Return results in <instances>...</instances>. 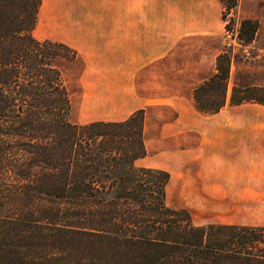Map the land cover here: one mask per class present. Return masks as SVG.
Here are the masks:
<instances>
[{
	"label": "trees",
	"instance_id": "trees-1",
	"mask_svg": "<svg viewBox=\"0 0 264 264\" xmlns=\"http://www.w3.org/2000/svg\"><path fill=\"white\" fill-rule=\"evenodd\" d=\"M220 1L227 21L239 0ZM41 5L0 0V264H264V226L195 225L167 205L170 174L136 166L148 154L144 110L72 122L69 78L82 61L34 36ZM259 29L240 20L238 42L250 45ZM233 62L232 51L220 53L194 88L203 114L264 106V87L237 83L230 93Z\"/></svg>",
	"mask_w": 264,
	"mask_h": 264
},
{
	"label": "crops",
	"instance_id": "crops-1",
	"mask_svg": "<svg viewBox=\"0 0 264 264\" xmlns=\"http://www.w3.org/2000/svg\"><path fill=\"white\" fill-rule=\"evenodd\" d=\"M39 18L44 40L67 44L82 61L78 123L122 122L144 110L148 154L136 166L168 172V193L191 215L224 203H264V153L225 147L229 104L203 114L196 86L159 105L138 93V76L168 59L181 39L212 33L217 0H42ZM153 107L170 113L157 134L147 122Z\"/></svg>",
	"mask_w": 264,
	"mask_h": 264
},
{
	"label": "rangeland",
	"instance_id": "rangeland-1",
	"mask_svg": "<svg viewBox=\"0 0 264 264\" xmlns=\"http://www.w3.org/2000/svg\"><path fill=\"white\" fill-rule=\"evenodd\" d=\"M223 11L221 1L217 0V19L215 25L210 28L212 33L184 37L178 42L168 59L154 64L138 76L137 85L140 96L150 98L153 104L159 105L174 95L187 94L191 86H198L204 77L212 75L216 56L225 50L232 51L234 59L230 93L237 83L264 87V0H239L237 9L229 15L227 21L223 19ZM231 18L235 21H231ZM242 19H255L260 25L255 41L246 47L237 40L239 21ZM227 24L231 25L230 32L226 30ZM43 30L39 20L34 36L44 40L46 36H43ZM69 81L74 94L71 120L78 123L80 90L73 72ZM149 113L147 121L149 130L157 134L159 126L170 113L164 110L158 111L154 107L149 110ZM223 114H225L224 117L226 116L224 118L225 147L231 148V143L234 149L239 148V150L255 146L256 151L264 153L263 105L256 103L237 107L229 105ZM232 121H241V123L232 124ZM153 139L155 141L156 138ZM241 184L244 182L242 181ZM167 205L172 208L183 206L176 202V197L168 193V189ZM192 217L193 223L198 226L207 224L264 226V203L212 205L202 212L192 211Z\"/></svg>",
	"mask_w": 264,
	"mask_h": 264
}]
</instances>
